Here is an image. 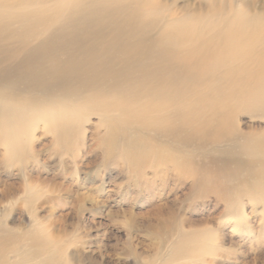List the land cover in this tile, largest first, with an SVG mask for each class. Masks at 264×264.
<instances>
[{
	"label": "bare ground",
	"instance_id": "bare-ground-1",
	"mask_svg": "<svg viewBox=\"0 0 264 264\" xmlns=\"http://www.w3.org/2000/svg\"><path fill=\"white\" fill-rule=\"evenodd\" d=\"M214 4L213 12L202 3L176 19L162 0H0L1 130L9 135L6 122L22 119L58 131L66 127L58 118L73 124L56 114L53 99L63 91L73 118L86 110L105 119L107 155L124 144L125 157L140 163V138L151 136L170 146L152 158L172 164L192 187L203 179L194 157L205 155L216 165L260 170L255 183L264 192V131L245 135L236 120L239 112L264 116V9L244 1L230 17ZM9 88L26 89L17 92V108H8L16 99ZM169 204L170 217L158 206L153 227L168 236L181 228L176 221L186 222L181 202ZM30 236L19 259L7 258L19 241L0 224V264H74L58 242Z\"/></svg>",
	"mask_w": 264,
	"mask_h": 264
},
{
	"label": "rangeland",
	"instance_id": "rangeland-1",
	"mask_svg": "<svg viewBox=\"0 0 264 264\" xmlns=\"http://www.w3.org/2000/svg\"><path fill=\"white\" fill-rule=\"evenodd\" d=\"M162 1L177 19L202 3L213 12L216 0ZM244 1L264 9V0H219L220 14L231 17ZM8 90L16 98L8 108L19 107L17 92L26 89ZM62 93L53 99L56 114L64 112L73 124L58 118L66 126L58 131L42 119H22L6 122L9 135L0 127V224L19 241L7 258L19 259L35 235L58 242L74 264H264V192L255 183L260 170L249 173L247 163L216 165L198 155L194 160L203 179L192 187L191 178L177 179L172 164L152 158L170 146L151 136L140 138L146 157L140 163L125 157L124 144L107 155L101 143L107 137L105 119L86 110L73 118L62 106ZM236 120L245 135L263 134L264 116L239 112ZM165 204L175 209L180 204L186 217L169 236L153 228L160 221L157 207L166 213Z\"/></svg>",
	"mask_w": 264,
	"mask_h": 264
}]
</instances>
